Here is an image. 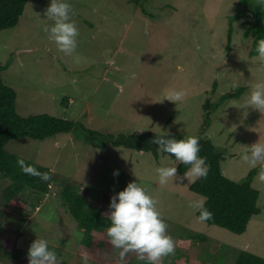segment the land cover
Masks as SVG:
<instances>
[{
	"label": "rangeland",
	"instance_id": "374dc122",
	"mask_svg": "<svg viewBox=\"0 0 264 264\" xmlns=\"http://www.w3.org/2000/svg\"><path fill=\"white\" fill-rule=\"evenodd\" d=\"M66 2L79 30L72 55L58 51L47 39L44 28L53 22L44 12L50 0H28L18 25L0 32V65H7L0 75L16 93L19 116L46 114L112 136L169 132L178 140L208 139L224 151L222 174L234 182L260 166L245 163L241 159L245 150L239 147L264 143V112L240 108L250 85L264 81V66L248 55L252 38L243 33L249 14L238 0ZM242 11L245 17L229 21ZM169 89L186 95L174 104L165 100ZM236 93L238 98L203 109L207 102L214 105L223 95ZM82 136L74 130L42 141L19 138L6 145L7 151L47 168L53 182L39 202L20 194L26 201L22 213L0 206L2 225L11 238L8 246L4 235L0 237L1 264H28L6 253L24 249L31 238L46 240L58 264H84L85 256L87 264H126L127 258H137L129 253L121 259L113 246L93 254L81 248V232L59 198L66 182L75 183L79 193L87 188L89 203L98 207L102 193L111 198L130 182L143 187L157 201L175 241L174 255L165 257L163 264H234L241 251L264 259V181L258 175L251 186L259 192L260 214L251 218L245 233L235 235L198 221L197 210L189 207L201 198L189 191L196 179L176 174L173 185L158 183L156 169L177 166L178 161L160 153L154 157L110 146L95 149ZM7 185L0 179V195ZM190 233L206 240L188 239Z\"/></svg>",
	"mask_w": 264,
	"mask_h": 264
},
{
	"label": "trees",
	"instance_id": "16d2710c",
	"mask_svg": "<svg viewBox=\"0 0 264 264\" xmlns=\"http://www.w3.org/2000/svg\"><path fill=\"white\" fill-rule=\"evenodd\" d=\"M130 1L138 2V0ZM27 2L28 0H0V32L17 26ZM238 3L249 14L248 21L245 22L248 27L243 33L245 38H252L248 55L257 57V42L264 39V1L238 0ZM245 16V12L242 11L230 18L229 21H238ZM230 40L231 30L229 29L227 50H229ZM6 67L7 65H0V74ZM239 95L240 93L223 95L219 102L214 105H209L207 102L203 109L216 108L226 99L238 98ZM15 100L16 93L3 83L0 75V179L8 182L0 195V206L2 208L20 212L19 210H22L23 205L26 203L20 197V194H30L29 199L39 202L41 196L47 193L50 183L53 182L51 172L47 168L33 164L27 159L7 151L6 145L10 141L19 138L42 141L59 133L70 134L72 131L77 130L83 134L82 140L95 149L104 150L110 146L112 148L150 153L154 157H157L160 153L176 161L173 156L159 152L158 146L151 142L161 134L145 132L112 136L85 129L80 123H73L46 114L21 117L16 113ZM209 123V113L206 112L204 125L207 126ZM171 137L175 138L172 135ZM199 142V156L206 158L209 171L206 177L197 178L189 186V191L198 196L207 197L204 207L212 213V219L204 223L225 229L235 235H242L246 232L251 218L260 214V209L257 207L259 192L251 186V182L258 175L260 167H264V165L250 170L241 181L234 182L222 174L221 163L224 161V151L218 149L208 139L199 138ZM21 159L24 160L26 165L36 168L39 172L48 173L51 179L41 181L38 177L23 173L17 163ZM189 167V165L181 164L178 161L176 174L183 175ZM59 198L66 213L76 223L78 231L81 232L80 246L84 251L93 254L99 250H107L112 247L106 233V229L111 226V221L107 216L110 211L109 208L107 209L110 198L108 194L102 193L100 206H93L89 203L87 188L79 193L75 183L66 182L61 188ZM199 214V211H196L197 217ZM3 215V209H0V237L4 235L3 239L9 246L11 238L10 235L6 234L9 231H6L2 225L1 218ZM17 234L20 233L17 231ZM188 236V239L197 242L206 240L203 235L190 233ZM34 240V238H31L24 249L13 248L6 255L11 259L20 258L28 263V249ZM126 260H128L126 264H147L146 260L138 258H127ZM234 264H264V259L246 251H241Z\"/></svg>",
	"mask_w": 264,
	"mask_h": 264
},
{
	"label": "clouds",
	"instance_id": "9594fccd",
	"mask_svg": "<svg viewBox=\"0 0 264 264\" xmlns=\"http://www.w3.org/2000/svg\"><path fill=\"white\" fill-rule=\"evenodd\" d=\"M44 15L47 20L52 21L51 26H46L44 31L47 39L56 45L58 51L72 55L77 48V37L79 30L77 24L72 20L74 15L72 6L66 0H50ZM256 59L264 66V39L257 42ZM242 75V74H240ZM183 90L169 89L165 100L176 104L185 97ZM241 109L247 111L253 109L264 112V81H258L250 85L247 97L240 105ZM158 146V151L173 156L181 164L189 165L184 176L193 179L206 177L209 168L206 158L200 157L199 138L189 136L182 139L171 137L169 132H162L159 137L152 141ZM245 151L241 159L251 167L264 165V143H254L251 146H239ZM23 173L38 177L41 181H48L51 176L48 173L39 172L36 168L26 165L24 160L17 161ZM158 183L173 185L177 179L176 166L158 167L156 169ZM113 175H118L114 172ZM258 176L264 181V167H260ZM207 197H201L199 201H192L189 207L199 211L197 217L199 222L212 219V213L204 207ZM110 211L107 213L111 226L106 229L110 244L120 250V258L134 253L138 259L146 260L147 264H163V259L174 255L175 241L168 234V225L161 217L157 208V201L153 199L146 190L137 182H130L116 195L110 198ZM28 264H58L57 255L49 250L48 242L44 239H35L28 249ZM87 264V257H84Z\"/></svg>",
	"mask_w": 264,
	"mask_h": 264
},
{
	"label": "crops",
	"instance_id": "0c3cea01",
	"mask_svg": "<svg viewBox=\"0 0 264 264\" xmlns=\"http://www.w3.org/2000/svg\"><path fill=\"white\" fill-rule=\"evenodd\" d=\"M18 25V24H17Z\"/></svg>",
	"mask_w": 264,
	"mask_h": 264
}]
</instances>
